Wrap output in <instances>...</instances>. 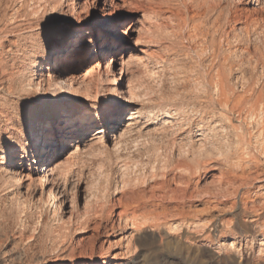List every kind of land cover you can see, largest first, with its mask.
<instances>
[{"label": "bare ground", "instance_id": "1", "mask_svg": "<svg viewBox=\"0 0 264 264\" xmlns=\"http://www.w3.org/2000/svg\"><path fill=\"white\" fill-rule=\"evenodd\" d=\"M182 1H188L190 9L176 12L163 30L168 37L169 33L175 39L185 37L190 46L200 49L199 55L210 57L208 69L192 86L202 99L199 107L208 114V118L200 119L197 130L189 126L188 117H180L182 103L178 108H151L144 102L152 92L147 88L141 91L135 67L142 56L136 51L148 54L151 41L143 33L150 32L151 26L141 25L149 14L139 10L142 3L138 0H0V23L7 21L8 15L10 21L19 17L28 24L32 16L36 23L29 27L26 37L29 48L19 44L18 35H14L16 39L10 37L20 24H13L10 30L0 29V90L13 87L36 106L25 114L31 140L18 145L12 132L6 149L0 151V181L16 188L11 196L16 209L24 203L21 189L26 192L40 184V195L45 193L42 204L49 205L52 212L41 213L29 233L31 238L46 233V246L53 256L71 258L77 252L78 256H88L92 263L99 258L105 264L112 246L109 232L120 223L131 230L122 236L124 239L142 219L164 223L174 230L187 222L185 207L195 214L202 202L204 209L217 210L225 208L229 199L239 200L249 213L246 220L260 229L264 226V128L250 135L242 126L229 125L231 117L215 113L220 108L242 120L255 118L253 104L246 103V107L238 100L230 103V95L241 83L244 92L254 95L257 122L264 114V7L240 13L237 7L231 9L235 0ZM251 1L255 6L264 3ZM131 10L139 11L141 16L124 25ZM48 43L52 44L49 50ZM221 50L228 52L223 61L219 58ZM6 52L20 53L22 67L18 72L8 71L2 64ZM52 53H56L53 61ZM252 61L253 69L260 68L259 78L249 85L242 81L244 75L240 72ZM80 65H84L81 71ZM159 68L160 64L151 65L147 76L156 79ZM232 71L235 75L230 77ZM45 106L51 107L42 111ZM148 131L169 138L168 155L162 157L160 166L163 180L148 188L149 192L126 191L120 198L111 199L108 195L122 193L124 186H112L108 180L100 193L96 184L75 176L73 160L85 150L95 145L105 148V141L116 150L125 136ZM220 133L235 136L231 142L219 141L221 138L215 137ZM201 182L210 185L201 189ZM116 203L122 207L114 212ZM192 218L198 219L195 215ZM199 223L192 220L189 224L197 229ZM95 236L100 237L97 243ZM87 237L91 241L86 245L83 240ZM260 244L262 251L264 242Z\"/></svg>", "mask_w": 264, "mask_h": 264}, {"label": "rangeland", "instance_id": "2", "mask_svg": "<svg viewBox=\"0 0 264 264\" xmlns=\"http://www.w3.org/2000/svg\"><path fill=\"white\" fill-rule=\"evenodd\" d=\"M138 2H140V5L142 3L141 6L143 7H140L139 10L145 9L149 14L143 18L141 25L144 28L148 27V25L151 26L150 32L143 33L144 37L151 41V45L147 47L148 54L143 56L141 50L136 51L137 56H142L135 67L138 77L136 78L141 83V91L145 92L147 88L149 92H152L151 94L149 93L150 96L148 95V99L144 100V102L151 108H165L166 106L178 108V105L182 103L180 107L183 110V115L180 117H188L190 120H188L189 126L197 130L201 125L200 119L208 118V114L205 115L206 113L199 107L202 99L197 97L192 86L193 81L201 77L204 71L208 69L210 57L206 54L205 56L199 55L200 49L194 45L190 46L185 37L175 39L171 33H169L168 37L165 36L163 30L164 25L170 24L168 19H172L179 10L185 12L190 9V3L186 1L183 4L182 0H138ZM233 2H231V9L237 7L240 13L250 12L255 9L260 11L264 7V3L255 6L251 0H240V2L235 0ZM10 9L11 7H9ZM127 13L124 18V25L135 16H141L137 10L135 12L131 10V12L128 11ZM8 16L6 17L8 18L6 19L7 21H4L5 24L0 23V29L5 27V30H10L13 24H20V26L15 28L16 32L12 33L10 37L16 39L15 36L18 35L19 44L29 48L26 37L29 34V27L32 25L35 27L36 23H34L33 17H28V21L31 22V24H28L27 20L25 21V19L19 17L15 19V22L10 21ZM124 27L122 26V29ZM51 47V43L46 45L48 50ZM139 48L144 47L140 45ZM55 54L52 53V61L55 58ZM18 56H20L19 52L12 54L11 52H6L1 57L2 64L6 66L8 71L16 73L21 69L22 63ZM227 56L228 52L225 50L219 52L221 61ZM204 62H206L205 65ZM225 63L227 62L225 61ZM153 64H160L162 67L159 68V76L156 79L148 77L149 67ZM83 67L84 65H80V71ZM253 68L254 63L252 61L248 66L244 67L243 72H240V75H244L242 81H246L249 85L254 84L259 78L260 68ZM226 74H228V71H226ZM234 75L235 72L233 71L229 74L230 77ZM238 87L236 86L234 93L230 95V103L232 104L234 100H238L245 106L246 103L249 106L253 104L252 111L255 118L249 119L248 117L242 120L228 109L224 111L218 108L215 113L217 116L221 113L224 116L231 117L232 123L230 122L229 125L233 127L242 126L245 132L252 135L257 128H264V114L259 116L258 124L256 119L258 110L254 102V95L244 92L241 83H239ZM33 104L32 100L26 99L22 92L13 87L9 90L3 87L0 90V151L6 149L7 140H9L7 138L12 132L16 133V143L18 145H25L31 140L28 127L25 125V114H30L34 107L36 108ZM49 107L51 106H45L41 110L45 111ZM124 119L125 113L120 118V124L123 123ZM220 122L223 126H226L227 122L225 123L223 120ZM84 136H87V133ZM234 136V134H231L224 137L220 133L219 135L217 134L215 139L220 137L219 141L224 139L231 142ZM168 140V137H162L155 134V132L148 131L140 135L132 133L125 136L121 139L116 150L111 147V142L105 141V148L95 145L85 150L84 154L77 157L78 159L75 158L76 160H73L74 162L76 161V165L73 167L74 172L76 171L74 174L85 182L90 183L91 181L92 184H96L95 186L100 193L108 180L112 186L116 183L124 186L122 193L120 192L121 194L118 193L116 196L108 195L111 199L120 198L123 193L128 191L145 189L149 192L150 189L148 188H151L152 185H157L163 180L164 172L160 166L162 157L168 155ZM145 180H147V183H142ZM127 181H131V184L129 182L126 184ZM133 181H135V184H133ZM136 181L138 182L136 183ZM37 184L28 188L26 192L24 188L21 189L24 203L20 208L16 209L17 207L11 199V196L16 193V188L10 184H1L0 181V264H103L99 258L98 260L100 261L92 263L88 256H78L77 252L71 258L66 255L53 256L46 246V233L41 232L42 235L40 237L31 238L29 228L37 217L41 213L51 214L52 212L49 205L45 206L42 204V200L45 199V193L40 195L41 186ZM200 184L201 189L210 185L203 182ZM229 200L225 208L221 207L217 210L204 209L202 202L195 208V214L188 207H185L184 220L187 219V222L184 221L183 225L174 230L169 229L164 223H155L151 220L142 219L139 220L132 234L127 239H124L122 236L128 235L131 230L125 229V225L120 223V225L109 232L112 246L107 250L105 264H264V250L259 251L260 243L264 242V226L260 229L259 225L257 226L246 220L249 213L244 211L239 200ZM121 205L116 203L112 210L117 212L122 207ZM261 212L264 223V209ZM193 215L198 219L192 218ZM192 220H199L201 225L197 229L191 228L192 225L189 223ZM86 235H89V232ZM74 237L77 238L78 236L74 235ZM119 237L121 238L118 239ZM86 239L83 240V243L86 245L90 244L91 239L89 237ZM99 239V236L94 237L96 243ZM232 240V245H229L228 243ZM113 245L115 246L113 247ZM114 254H116L115 257H113Z\"/></svg>", "mask_w": 264, "mask_h": 264}]
</instances>
